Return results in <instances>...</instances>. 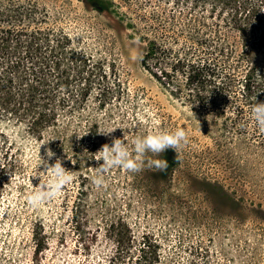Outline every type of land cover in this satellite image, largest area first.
Here are the masks:
<instances>
[{
	"label": "rangeland",
	"instance_id": "374dc122",
	"mask_svg": "<svg viewBox=\"0 0 264 264\" xmlns=\"http://www.w3.org/2000/svg\"><path fill=\"white\" fill-rule=\"evenodd\" d=\"M113 1L116 16L95 10L87 0H0V11L5 13L34 10L37 25L51 40L63 33L93 63L105 59L114 82L108 80L113 95L104 106L99 105L97 90L91 92L82 107L60 112L59 133L44 135L68 157V162L60 161L72 177L55 198L38 206L28 199L55 179L43 161L49 167L55 162L44 156L40 165L33 162L28 169L24 217L51 225L61 214L69 216L67 209L79 201L84 223L81 235L77 232L68 235L66 243H53L40 256V264H108L112 242L107 231L122 223L130 226L137 240L144 235L155 239L159 246L155 264H264V214L255 212L258 204L264 205V150L247 133L224 131L221 117L206 116L169 97L141 67L138 46L130 47L120 62L114 44L122 37L120 22L128 23V33L141 24L137 8L124 0ZM31 26L24 22L18 27ZM63 89L61 98L66 94ZM179 128L188 140L175 149L179 160L174 169L161 171L155 166L159 154L146 152L139 171L114 167L103 174L101 186L93 184L96 167L103 163L97 152L104 144L111 146L113 138L124 139L131 150L137 136ZM23 137L20 141L32 150L35 141L30 135ZM228 195L240 206H232ZM10 205L18 213L19 207L7 200L0 203V217ZM61 221L60 226L67 225ZM14 228L16 224L10 241L17 238ZM27 251L28 256L20 257L15 250L12 264H31L30 247Z\"/></svg>",
	"mask_w": 264,
	"mask_h": 264
},
{
	"label": "trees",
	"instance_id": "16d2710c",
	"mask_svg": "<svg viewBox=\"0 0 264 264\" xmlns=\"http://www.w3.org/2000/svg\"><path fill=\"white\" fill-rule=\"evenodd\" d=\"M87 1L106 15L118 14L113 0ZM124 2L138 9L136 20L141 26L128 33V23L120 19L122 37L114 42L118 60L122 62L127 50L138 46L141 67L169 97L206 116L221 117L224 131L247 133L264 150V133L257 128L249 107L264 102V79L257 77L259 73L264 78V0ZM155 2L160 5L154 7ZM35 13L32 9L0 11V203L13 200L19 207L13 213L10 205L0 217V264H12L15 250L20 257L28 256L29 247L28 261L40 264V256L53 243H66V237L77 232L81 235L84 223L78 214L79 201L67 209L69 216L61 214L51 225L44 219L24 217L25 180L32 163L40 165L48 151L54 153L48 159L68 162L56 141L44 137L59 133L61 111L71 113L82 107L96 90L101 106L113 95L106 60L93 63L63 33L51 40L37 25ZM24 22L32 26L19 28ZM62 88L66 92L63 98L59 95ZM25 134L35 141L32 150L20 141ZM159 158L172 170L179 153L167 149ZM227 198L232 206H240L237 199ZM255 212L263 215L264 205L258 204ZM59 221L67 225L60 226ZM85 222L87 225V219ZM15 224L17 238L10 241ZM107 234L112 242L108 264L159 261V246L151 235L137 240L127 223L117 229L112 225Z\"/></svg>",
	"mask_w": 264,
	"mask_h": 264
},
{
	"label": "clouds",
	"instance_id": "9594fccd",
	"mask_svg": "<svg viewBox=\"0 0 264 264\" xmlns=\"http://www.w3.org/2000/svg\"><path fill=\"white\" fill-rule=\"evenodd\" d=\"M257 77L264 79L261 78L259 73H257ZM249 107L250 115L254 119L257 128L264 133V102H254ZM187 140V134L183 128H179L174 132L159 131L142 137L137 136L132 141L131 150L124 142V139L113 138L111 146L104 144L97 152L100 161H103V163L96 167V175L93 177L92 182L98 187L101 186L104 183L103 174L114 167H119L130 172L139 171L143 166L142 157L146 152L159 154L167 149L175 150L184 146ZM131 152H134L136 155L133 157ZM46 155L48 158H51L54 156V153L48 151ZM43 163L46 170L48 168L52 170L55 179L46 186H41L40 190L29 196V202L33 206H38L44 200L55 198L62 190L63 185L72 178L68 174V171L62 167L59 159H56L55 163L50 167L47 161H43ZM155 166L163 171L167 168L168 162L166 160H157L155 161Z\"/></svg>",
	"mask_w": 264,
	"mask_h": 264
}]
</instances>
